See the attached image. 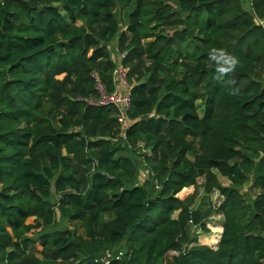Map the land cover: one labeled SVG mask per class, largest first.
<instances>
[{
    "label": "trees",
    "instance_id": "16d2710c",
    "mask_svg": "<svg viewBox=\"0 0 264 264\" xmlns=\"http://www.w3.org/2000/svg\"><path fill=\"white\" fill-rule=\"evenodd\" d=\"M246 3L0 0V264H264V0ZM97 85L129 92L121 124L78 100ZM189 188L218 193L221 234Z\"/></svg>",
    "mask_w": 264,
    "mask_h": 264
},
{
    "label": "rangeland",
    "instance_id": "374dc122",
    "mask_svg": "<svg viewBox=\"0 0 264 264\" xmlns=\"http://www.w3.org/2000/svg\"><path fill=\"white\" fill-rule=\"evenodd\" d=\"M243 1V6L245 9H248L249 6L247 5V0H242ZM116 16L119 20L120 25L122 26V30H125V17H124V11L123 8H117L116 10ZM115 46H116V40L112 41L109 46L108 49L110 51V53L113 55L115 54ZM116 55V54H115ZM256 76L260 75V69H257L256 71ZM197 106V110H198V114L201 116V108L199 106V103L196 104ZM144 153V152H143ZM146 179V173L140 171L139 173V180H145ZM219 181L221 183L222 186H227L228 182L225 179H222L219 177ZM201 180H198V183H200ZM194 193V195H193ZM241 193L244 194V196L246 197L247 200H252L255 193L254 191L248 190L247 186L246 187H242L241 188ZM188 195H193V207L194 208H198V209H204L205 207H207L208 204H212V206H214L213 208V212L211 214V217L206 221V227L209 230V234H211V230L214 228H220V226L222 225V217L220 215V213L217 211V207L218 204L220 202V196L217 194V192H214L212 195L205 197L204 195H202V191L200 188H197L196 191L194 192V188H190L189 190H184L181 193L178 194V198L179 199H184L185 197H187ZM27 224H32L33 223V218H29L26 220ZM60 229L63 228H68L71 230H75V232L77 234L82 235L83 231L80 228L79 224H69L68 222H63L61 227L59 226ZM38 232V231H36ZM34 233V232H32ZM30 233L29 236L32 237L33 234ZM200 236V234L198 235V237ZM197 237V239H198ZM32 252L38 257L40 254V246L38 244V241H35L33 248H32ZM168 257H171L169 254L167 255Z\"/></svg>",
    "mask_w": 264,
    "mask_h": 264
},
{
    "label": "built area",
    "instance_id": "2783aa9c",
    "mask_svg": "<svg viewBox=\"0 0 264 264\" xmlns=\"http://www.w3.org/2000/svg\"><path fill=\"white\" fill-rule=\"evenodd\" d=\"M258 25L264 29V13L263 16L257 21ZM125 53L120 55V58H124ZM114 78L117 82H119L122 86L128 88L126 82H125V72L122 69L121 66L116 67V69L113 72ZM97 91L99 93L98 99H80L79 101L85 102L89 106H112L114 107L118 113V122L121 124L125 117V112L127 111L129 107V92L125 91L124 93H119L117 91H114L112 94H106L104 90L97 85ZM120 256V254H119ZM109 259V256L106 255L104 258L105 264H107V260ZM118 259V258H117Z\"/></svg>",
    "mask_w": 264,
    "mask_h": 264
},
{
    "label": "crops",
    "instance_id": "0c3cea01",
    "mask_svg": "<svg viewBox=\"0 0 264 264\" xmlns=\"http://www.w3.org/2000/svg\"><path fill=\"white\" fill-rule=\"evenodd\" d=\"M248 5V4H247ZM248 10V9H247ZM222 179H224V178H222ZM190 189V188H189ZM189 189H184L185 191L186 190H189ZM218 194V193H217ZM222 226V225H221ZM220 226V234H221V232H222V227ZM200 237V236H199ZM199 237H198V239H197V244L198 245H204V244H201L200 242H199ZM206 246V245H205ZM217 246V245H216ZM216 246H215V248H216ZM214 248V249H215ZM170 256H174V255H176L175 253H168Z\"/></svg>",
    "mask_w": 264,
    "mask_h": 264
}]
</instances>
